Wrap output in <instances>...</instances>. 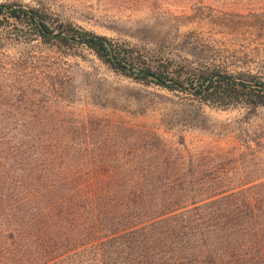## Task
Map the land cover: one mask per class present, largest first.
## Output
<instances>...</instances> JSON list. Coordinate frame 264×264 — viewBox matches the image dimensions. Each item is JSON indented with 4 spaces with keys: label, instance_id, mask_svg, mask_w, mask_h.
<instances>
[{
    "label": "trees",
    "instance_id": "obj_1",
    "mask_svg": "<svg viewBox=\"0 0 264 264\" xmlns=\"http://www.w3.org/2000/svg\"><path fill=\"white\" fill-rule=\"evenodd\" d=\"M33 11L38 21L0 6V30L12 26L57 47L85 41L138 83L195 89L200 105H264V90L223 79L202 91L214 70L184 76L171 69L173 59L114 46L127 72L100 36ZM39 95H0L3 105L38 106L0 113V264H264V177L238 175L234 153L192 150L183 137L168 141L110 109L70 125L68 112L46 106L54 97Z\"/></svg>",
    "mask_w": 264,
    "mask_h": 264
},
{
    "label": "rangeland",
    "instance_id": "obj_2",
    "mask_svg": "<svg viewBox=\"0 0 264 264\" xmlns=\"http://www.w3.org/2000/svg\"><path fill=\"white\" fill-rule=\"evenodd\" d=\"M8 3L50 12L59 22L108 39L113 49L133 47L155 59H173L171 69L184 76L214 70L264 81V0H0ZM11 28L0 30L1 97L49 93L58 103L46 106L68 112L70 125L81 114L110 109L114 117L157 129L168 141L181 136L192 150H228L238 175L264 177V105H200L190 93L134 81L84 44L57 47ZM26 110L38 106L0 104V113Z\"/></svg>",
    "mask_w": 264,
    "mask_h": 264
},
{
    "label": "water",
    "instance_id": "obj_3",
    "mask_svg": "<svg viewBox=\"0 0 264 264\" xmlns=\"http://www.w3.org/2000/svg\"><path fill=\"white\" fill-rule=\"evenodd\" d=\"M0 6H3L5 8H9V9H22L23 11H26L31 16H33L36 21H38V18L35 15V12L33 11V9H30L28 7L17 5V4H10V3H8V4H0ZM97 40L103 42L108 47L110 59H111V61L114 64H116L118 67L123 68L127 72H132L131 69L124 68L123 66H121L118 63V61H117V59L115 57V52H114V49H113V45L108 39H106L104 37H98ZM73 41H75L76 43H79V44H86L85 41H79V40H75V39ZM216 79H223V80H226V81L234 82L236 84H242V85H245V86H249V87H253V88H258V89L264 90V84L257 83V82H254V81H250V80L243 79V78H239V77H235V76H231V75H227V74L215 73L209 78V81L203 86L202 91H204L209 86L210 82H212V81H214ZM167 84L179 87L180 90H182L184 92H187V93H190L192 95L197 94V91L195 89L189 88L188 86L178 85L176 82L167 83Z\"/></svg>",
    "mask_w": 264,
    "mask_h": 264
}]
</instances>
